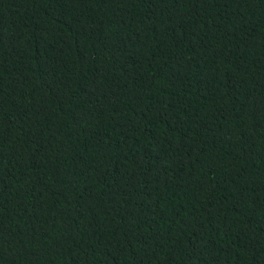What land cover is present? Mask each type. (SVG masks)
Returning a JSON list of instances; mask_svg holds the SVG:
<instances>
[{"label": "trees", "instance_id": "1", "mask_svg": "<svg viewBox=\"0 0 264 264\" xmlns=\"http://www.w3.org/2000/svg\"><path fill=\"white\" fill-rule=\"evenodd\" d=\"M0 264H264V0H0Z\"/></svg>", "mask_w": 264, "mask_h": 264}]
</instances>
